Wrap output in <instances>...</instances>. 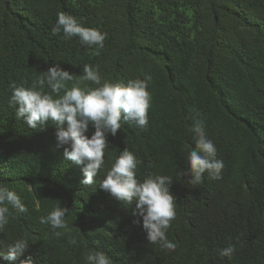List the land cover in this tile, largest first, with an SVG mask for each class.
I'll return each instance as SVG.
<instances>
[{
  "label": "trees",
  "instance_id": "1",
  "mask_svg": "<svg viewBox=\"0 0 264 264\" xmlns=\"http://www.w3.org/2000/svg\"><path fill=\"white\" fill-rule=\"evenodd\" d=\"M61 11L107 33L104 47L53 35ZM85 64L98 68L101 83L151 77L147 127L122 123L107 136L91 186L56 146L51 122L30 129L9 105L12 84L31 87L56 66L78 77ZM196 112L224 168L221 179L205 173L192 185ZM125 148L140 161L137 179L172 178L176 218L166 235L175 250L149 243L135 203L99 187ZM0 182L27 208L10 209L0 253L29 242L16 261L0 256V264H86L92 250L112 264H264V0H0ZM56 206L68 207L66 229L39 223ZM229 244L233 255L221 257Z\"/></svg>",
  "mask_w": 264,
  "mask_h": 264
},
{
  "label": "clouds",
  "instance_id": "2",
  "mask_svg": "<svg viewBox=\"0 0 264 264\" xmlns=\"http://www.w3.org/2000/svg\"><path fill=\"white\" fill-rule=\"evenodd\" d=\"M53 35L63 32L66 40L78 37L81 44L98 49L104 47L107 33L95 28H86L78 20L65 12L57 13L52 27ZM98 68L85 64L82 75L74 76L59 66L49 67L37 76L31 87L12 84L9 105L15 107V116L30 129H43L54 125L56 146L63 149L64 158L75 165L82 166L81 183L94 184L105 165V150L108 148L107 136L115 137L122 123L144 129L148 125V112L151 107V94L147 91L151 77L143 80L101 83ZM91 82L98 87H88ZM48 89L50 91H46ZM191 131L195 148L188 153L190 183L199 185L207 173L210 179H221L224 162L217 158V148L208 138L200 113L193 117ZM93 129L89 136V129ZM140 161L125 148L115 158L114 163L99 182V187L111 198L126 205L135 203L134 217L142 219V226L151 244H160L167 250H175L177 245L168 240L166 232L176 218L175 197L170 192V176L149 175L143 181L137 179ZM11 210L25 213L27 208L16 191L0 182V232L9 223ZM68 207H54L47 215L41 216L39 223L50 225L52 229H66ZM133 223L139 224L140 219ZM60 236V232L54 233ZM25 238L15 240L7 250L0 253L4 260L16 261L28 248ZM235 251L229 244L220 250L221 257L231 258ZM21 264H33L31 257ZM86 264H112L108 255L92 250L86 256Z\"/></svg>",
  "mask_w": 264,
  "mask_h": 264
}]
</instances>
